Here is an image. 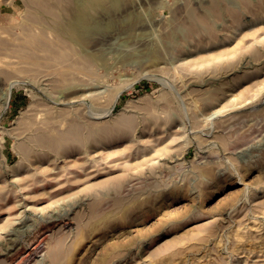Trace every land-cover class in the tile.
Masks as SVG:
<instances>
[{
  "label": "rangeland",
  "instance_id": "1",
  "mask_svg": "<svg viewBox=\"0 0 264 264\" xmlns=\"http://www.w3.org/2000/svg\"><path fill=\"white\" fill-rule=\"evenodd\" d=\"M74 4L0 0V264H264V0Z\"/></svg>",
  "mask_w": 264,
  "mask_h": 264
},
{
  "label": "bare ground",
  "instance_id": "2",
  "mask_svg": "<svg viewBox=\"0 0 264 264\" xmlns=\"http://www.w3.org/2000/svg\"><path fill=\"white\" fill-rule=\"evenodd\" d=\"M106 1L107 0H76V4H74L69 10L70 19L66 22L60 20L57 25L63 28V31H65L71 41L73 40V37L77 36V43L82 44L86 40L84 34L90 31L89 29L93 22L91 14L105 11Z\"/></svg>",
  "mask_w": 264,
  "mask_h": 264
}]
</instances>
